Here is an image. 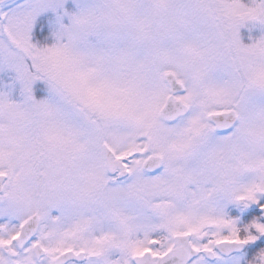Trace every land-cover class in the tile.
Wrapping results in <instances>:
<instances>
[{
	"label": "snow or ice",
	"instance_id": "6c2138e0",
	"mask_svg": "<svg viewBox=\"0 0 264 264\" xmlns=\"http://www.w3.org/2000/svg\"><path fill=\"white\" fill-rule=\"evenodd\" d=\"M0 264H264V0H0Z\"/></svg>",
	"mask_w": 264,
	"mask_h": 264
}]
</instances>
